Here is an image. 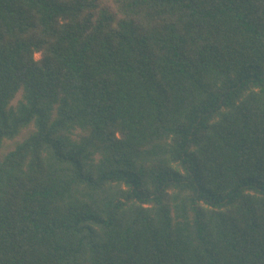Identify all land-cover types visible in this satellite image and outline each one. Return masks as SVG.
Wrapping results in <instances>:
<instances>
[{
	"label": "trees",
	"instance_id": "obj_1",
	"mask_svg": "<svg viewBox=\"0 0 264 264\" xmlns=\"http://www.w3.org/2000/svg\"><path fill=\"white\" fill-rule=\"evenodd\" d=\"M0 264H264V0H0Z\"/></svg>",
	"mask_w": 264,
	"mask_h": 264
}]
</instances>
